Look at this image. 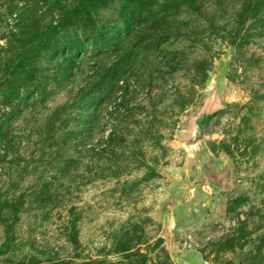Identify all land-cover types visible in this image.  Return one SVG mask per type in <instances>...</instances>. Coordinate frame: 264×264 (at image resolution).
<instances>
[{
    "label": "rangeland",
    "instance_id": "1",
    "mask_svg": "<svg viewBox=\"0 0 264 264\" xmlns=\"http://www.w3.org/2000/svg\"><path fill=\"white\" fill-rule=\"evenodd\" d=\"M79 3L0 0V264H264V0Z\"/></svg>",
    "mask_w": 264,
    "mask_h": 264
},
{
    "label": "water",
    "instance_id": "2",
    "mask_svg": "<svg viewBox=\"0 0 264 264\" xmlns=\"http://www.w3.org/2000/svg\"><path fill=\"white\" fill-rule=\"evenodd\" d=\"M224 106L216 102V94L204 100L203 104L189 118L187 128L180 135V141L184 144L195 143L205 138V129L210 118Z\"/></svg>",
    "mask_w": 264,
    "mask_h": 264
},
{
    "label": "trees",
    "instance_id": "3",
    "mask_svg": "<svg viewBox=\"0 0 264 264\" xmlns=\"http://www.w3.org/2000/svg\"><path fill=\"white\" fill-rule=\"evenodd\" d=\"M86 1H89V0H79L80 3H79L78 6H75L76 9L75 8L69 9L67 12L64 13V17L71 18V16L73 17V16L77 15L78 13L83 12L84 11V8L86 7L83 2H86ZM164 1L166 3H176V4H185V5H188V4L195 3L196 0H164ZM146 4H147V1H145V5ZM252 12H253V14H255L257 12V8L252 9ZM153 14L157 15L158 12L157 13H153ZM72 64H74V62ZM111 138L112 137L110 135V140H111Z\"/></svg>",
    "mask_w": 264,
    "mask_h": 264
}]
</instances>
